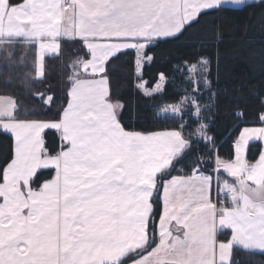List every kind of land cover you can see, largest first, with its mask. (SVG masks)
Wrapping results in <instances>:
<instances>
[{
  "label": "crops",
  "instance_id": "1",
  "mask_svg": "<svg viewBox=\"0 0 264 264\" xmlns=\"http://www.w3.org/2000/svg\"><path fill=\"white\" fill-rule=\"evenodd\" d=\"M124 1L0 0V43H35L37 78L64 38L82 39L90 52L87 76L72 85L61 119H18L17 106L0 117V131L14 137L0 184V264H121L149 243L158 176L189 141L177 129L129 131L119 121L122 103L109 97L106 66L135 46L115 20ZM50 127L68 143L56 155L43 153ZM250 127L249 144H263L258 160L235 165L236 140L234 159L219 161L214 175L167 178L158 240L127 264H231L235 246L264 252V114L240 136ZM48 167L55 176L32 188L35 173ZM223 192H230L226 202ZM224 230L231 231L228 241L219 240Z\"/></svg>",
  "mask_w": 264,
  "mask_h": 264
},
{
  "label": "trees",
  "instance_id": "2",
  "mask_svg": "<svg viewBox=\"0 0 264 264\" xmlns=\"http://www.w3.org/2000/svg\"><path fill=\"white\" fill-rule=\"evenodd\" d=\"M36 50L35 43H0V96L15 99L18 119L59 120L72 85L87 76L83 64L90 52L82 39L64 38L60 53L46 58L44 77L37 78ZM106 75L110 99L122 103L119 121L126 130L177 129L189 141L158 176L149 243L121 262L127 264L158 240L164 181L174 175H214L219 161L234 159L242 128L264 114V0L207 9L178 35L137 40L134 48L108 60ZM43 139L44 155L68 146L56 128H46ZM262 149L261 141L251 142L248 161L258 160ZM13 157L14 137L0 131V184ZM55 174V167L40 168L32 188H42ZM219 175L230 179L224 171ZM230 237V230L219 234L221 241ZM231 264H264V252L235 246Z\"/></svg>",
  "mask_w": 264,
  "mask_h": 264
},
{
  "label": "rangeland",
  "instance_id": "3",
  "mask_svg": "<svg viewBox=\"0 0 264 264\" xmlns=\"http://www.w3.org/2000/svg\"><path fill=\"white\" fill-rule=\"evenodd\" d=\"M255 1L260 0H125L124 13L122 16L119 13L115 20L121 24L120 32L125 38H135L136 41L167 38L178 35L188 23L207 9L221 5L241 7ZM102 18L110 20L109 15ZM16 106L14 98L1 96L0 117L10 115ZM246 130L248 131L242 132L243 135H239L237 139V157L233 161L235 165L238 164L236 162L246 161L248 158L247 139L256 128L250 127Z\"/></svg>",
  "mask_w": 264,
  "mask_h": 264
},
{
  "label": "built area",
  "instance_id": "4",
  "mask_svg": "<svg viewBox=\"0 0 264 264\" xmlns=\"http://www.w3.org/2000/svg\"><path fill=\"white\" fill-rule=\"evenodd\" d=\"M230 198V192H223L219 194V199L221 202H226Z\"/></svg>",
  "mask_w": 264,
  "mask_h": 264
}]
</instances>
